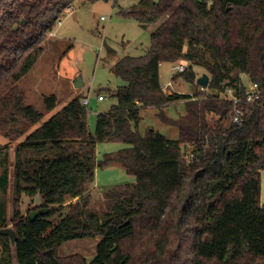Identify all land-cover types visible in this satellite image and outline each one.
<instances>
[{"label":"trees","instance_id":"trees-1","mask_svg":"<svg viewBox=\"0 0 264 264\" xmlns=\"http://www.w3.org/2000/svg\"><path fill=\"white\" fill-rule=\"evenodd\" d=\"M75 1L0 0V134L10 141L24 137L15 147L17 240L12 245L0 234V264H13V250L17 264H54L49 250L56 256L65 242L97 236L91 259L73 254L56 257L57 264H264V0H140L122 8L144 27L163 20L144 55L113 63L123 83L113 91L116 103L97 115L93 132L81 96L43 121L18 85ZM180 60L189 67L172 80L182 76L200 86L193 65L201 66L210 76L207 95L164 91L160 65ZM244 75L259 85L261 97L241 104L238 125L224 95L232 88L243 96ZM182 100L179 117L162 109ZM44 101L47 111L59 103L55 94ZM145 108L158 109L178 136L154 129L142 134ZM101 142L129 146L100 160ZM184 146L191 147L189 159ZM112 163L136 181L107 189L95 204L96 169ZM22 195H39L42 207L52 209L31 220L20 209Z\"/></svg>","mask_w":264,"mask_h":264},{"label":"rangeland","instance_id":"rangeland-1","mask_svg":"<svg viewBox=\"0 0 264 264\" xmlns=\"http://www.w3.org/2000/svg\"><path fill=\"white\" fill-rule=\"evenodd\" d=\"M140 0H100L95 3H85L83 0L74 2V9L66 12L60 17L61 22L54 27L50 34L46 50L31 71L19 81V88L25 96L27 104L44 113L43 121L47 120L54 112L59 110L74 96L89 97L87 107V122L90 131H94L97 115L108 111L116 99L113 91L123 81L112 71L113 63L126 55H144L150 46V34L163 19L142 26L134 18L126 17L120 13L122 8L127 9ZM158 1V0H155ZM114 52V55L110 54ZM182 64L189 67L185 61H177L175 64L164 62L161 67V82L163 85L170 82V87L164 91L167 93L179 92L186 94L204 93L209 91L198 86L196 83L187 81L180 76L172 80L174 74L173 66ZM194 72L198 78L205 72L204 68L193 65ZM207 74V73H206ZM81 77L83 86L76 88L74 80ZM243 83L248 87L250 82L247 77H242ZM55 94L58 98V106L53 111H47L44 101L45 96ZM102 97V99H100ZM162 109L174 118L185 113V103L175 101ZM158 109L145 108L141 110L142 120L139 131L145 134L149 129H154L168 138H176L179 129L163 123L157 116ZM214 118L213 116L210 119ZM38 126L34 125L28 132ZM24 137L10 141L0 134V144L6 146L0 151V207L3 210V220H0V229L4 227L13 228L14 207V163L15 147ZM123 142H101L97 145L96 153L98 159H103L108 153H115L128 147ZM183 151L189 159L191 147L184 146ZM6 182L1 186L2 179ZM136 177L128 173L118 163H112L105 167L96 169L95 182L93 185L92 201L97 204L103 199V193L110 188L120 184L134 183ZM262 193L261 202L264 203V170L262 171ZM77 199L72 200L76 202ZM44 206L39 195L28 197L21 196L20 209L24 215ZM100 237L76 239L65 242L56 250V257L64 258L73 254H81L91 259L95 254L97 242ZM2 243L0 240V254ZM57 259V258H56ZM13 264L15 251H12Z\"/></svg>","mask_w":264,"mask_h":264},{"label":"built area","instance_id":"built-area-1","mask_svg":"<svg viewBox=\"0 0 264 264\" xmlns=\"http://www.w3.org/2000/svg\"><path fill=\"white\" fill-rule=\"evenodd\" d=\"M61 20L58 21V23H60ZM53 34V33H51ZM186 69V67H184L182 64H176L173 66V70L174 72H183ZM244 77H246L244 75ZM170 82L163 85V88H165V90L167 88H169ZM166 92V91H165ZM224 97L233 102V108H232V121L238 125H241L243 123V116H244V111L243 108L241 106V104L243 102H248V103H254L257 100L260 99L261 97V93H260V89H259V85L257 83H250L249 86L247 87V89L245 90L244 95L240 96L237 95L235 90L232 88L227 89L226 94L224 95ZM100 99H102V97H100ZM82 105L85 107L89 106V97L85 96L82 97Z\"/></svg>","mask_w":264,"mask_h":264},{"label":"water","instance_id":"water-1","mask_svg":"<svg viewBox=\"0 0 264 264\" xmlns=\"http://www.w3.org/2000/svg\"><path fill=\"white\" fill-rule=\"evenodd\" d=\"M209 82H210V76L206 73H204L202 76H200L197 79V83L203 89L208 88ZM73 83H74V86L76 88H80L83 86V82H82L80 76L77 77V79H75ZM51 209H52L51 207H40L39 209H36L30 213V219L33 220L38 215L46 214V213L50 212ZM0 234L8 236L11 240L12 245H15V242L17 240V235H16V232L13 228L6 226V227L0 229ZM48 255L53 260L54 264H57V259L54 256L53 250H49Z\"/></svg>","mask_w":264,"mask_h":264},{"label":"crops","instance_id":"crops-1","mask_svg":"<svg viewBox=\"0 0 264 264\" xmlns=\"http://www.w3.org/2000/svg\"><path fill=\"white\" fill-rule=\"evenodd\" d=\"M74 10H75V9H74ZM53 35H54V34H53ZM54 36H55V35H54ZM45 50H46V49H45ZM173 64H175V63H173ZM162 66H163V63L160 65V78L162 77V74H161V67H162ZM162 85H163V84H162ZM69 101H70V100H69ZM69 101H68V102H69ZM65 104H66V103H65ZM65 104H64V105H65ZM89 104H90V102H89ZM62 107H63V106H62ZM62 107H61V108H62ZM155 109H156V108H155ZM262 190H263V189H262Z\"/></svg>","mask_w":264,"mask_h":264}]
</instances>
